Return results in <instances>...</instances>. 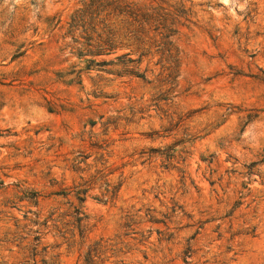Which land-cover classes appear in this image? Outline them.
<instances>
[{
    "label": "rangeland",
    "instance_id": "374dc122",
    "mask_svg": "<svg viewBox=\"0 0 264 264\" xmlns=\"http://www.w3.org/2000/svg\"><path fill=\"white\" fill-rule=\"evenodd\" d=\"M87 1L0 0V264H264V0H126L169 80L89 55Z\"/></svg>",
    "mask_w": 264,
    "mask_h": 264
},
{
    "label": "trees",
    "instance_id": "16d2710c",
    "mask_svg": "<svg viewBox=\"0 0 264 264\" xmlns=\"http://www.w3.org/2000/svg\"><path fill=\"white\" fill-rule=\"evenodd\" d=\"M71 20V27L84 29L89 36L91 43L86 49L89 55H110L119 49L130 48L143 57L150 54L147 47L159 45L168 58L160 62V75L166 74V80L177 77L181 62L173 41L177 34L175 27L179 24L175 17L168 18L160 12L136 7L126 0H88ZM129 62L131 64L122 65L124 73L146 80L148 69L145 73L138 71L143 64L142 58Z\"/></svg>",
    "mask_w": 264,
    "mask_h": 264
}]
</instances>
